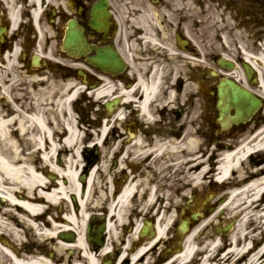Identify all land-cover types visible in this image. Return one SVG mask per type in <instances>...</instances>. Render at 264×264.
I'll return each instance as SVG.
<instances>
[{"label":"bare ground","instance_id":"6f19581e","mask_svg":"<svg viewBox=\"0 0 264 264\" xmlns=\"http://www.w3.org/2000/svg\"><path fill=\"white\" fill-rule=\"evenodd\" d=\"M5 1L10 3L15 2V0ZM37 2L38 0H32V3L34 4ZM232 28L233 25L226 22L221 29V32H224L225 35L224 39L228 44H230L229 37L233 36ZM234 41L236 42V45L239 46V50L246 55L244 63L251 64L255 70L260 73V77L263 76L264 49L259 48L257 57H254L248 54V52L253 51V49L251 50V48L248 47L243 36L234 39ZM8 61H11V59H8ZM157 66L158 65L153 68V70H155L151 82L139 83L140 89H142L144 94L141 107L145 113H148V108L153 98H156L157 96L161 97L157 105V107H159L163 100V96L165 95L164 92V95L161 96L162 91L159 94L160 88L165 91V84L163 82H160V84L157 82L160 74V70ZM224 75L240 84L245 83L243 79L244 76L240 73H225ZM218 79H221L220 75H218ZM260 87L264 90L263 81L261 82ZM111 91L112 89L106 86L99 92V96L105 94L109 95ZM188 92L191 94L193 93V95L196 94L192 85H189ZM76 93L70 96V93L68 92L64 97V100L61 98L57 101L56 114L53 113L52 109L45 106L48 104L46 102L50 101L49 99L38 97L27 100L25 104V106L29 108L26 112L31 113V115H28L29 113L23 114L14 106H11L10 103H7L8 105H1L0 199H3L4 202L10 206V210L4 213L8 222L0 220V233H7L9 238L15 244L21 242V231L18 230L21 228L36 232L41 231L40 237L42 238L54 236L53 232H49L43 227L40 228V226L36 224L38 220L45 216L44 208L40 206L39 203L47 200L55 202L57 197L61 199L60 197L65 194V190L62 185L53 183L47 184V181L38 175V172L43 170L41 166H36L34 171L32 166L37 164V161H35L37 154L36 151L33 152V155L29 154L28 156H25L27 154L25 151L21 152L19 147L22 146L24 149H28L30 146H33L36 149L37 147L43 149L44 146H46L50 151H54V146H57L56 143L58 142V140H55V136H58L59 130L65 127L68 131L65 132L67 138L63 146L76 148L75 146L79 145L81 136L78 134L75 122L72 120L73 114H69L64 119L63 124L61 123L62 118L60 117L63 107L68 106L69 102H71L76 96ZM122 93L125 95L124 92ZM126 95H131V93H126ZM175 97V87L170 84L167 90V99L174 100ZM5 101L7 102V100ZM40 102L45 104L40 105ZM30 104H34V106L30 108ZM6 106H10V109L7 108V112L1 111L5 110ZM11 108L15 112L14 115L11 114ZM202 108L203 106L197 101L193 107L194 115H197ZM211 118H213V115H210V119ZM52 122H54V128L57 130L55 133L54 131L52 132L49 126V123L51 124ZM228 124H231L230 120H228ZM197 125L188 129L186 135L180 141H171V143H180V146L156 144L153 147V150L156 154H160L166 159L171 160L164 163L165 167L161 168V174L166 173L169 170L168 166L172 162H180L177 169L179 171L178 178L181 183L180 189L188 190L187 195H182L181 198L189 196L192 192H195L198 195L200 191H204L209 177L213 176V174H215L216 181L223 184L224 188H227L228 192L226 194L228 201L225 204V210L229 211V218L234 221L240 220V226L237 228L239 232L232 235L228 240L229 244L236 247L232 248V250L230 248L231 252L219 261L225 260L229 263L233 260L236 264H239L251 255V252L248 250L246 252L241 251L246 249L250 237L243 233L246 224L259 225L261 223L258 228L264 227V137L260 138L254 146H249L252 145L251 141L249 144L233 150L227 145L220 146L219 148L222 151H217L215 147L207 148V145L211 143L205 144L201 137L197 138L195 136L197 133L199 136L205 134L202 128L198 130ZM105 134L106 130L102 133L101 137H104ZM260 135L264 136V125L260 131ZM182 155L185 156L184 159H181ZM250 160L256 161V163L259 164L261 162L263 163H261L262 165L260 164V167L257 168V170L251 171L252 168L249 169L247 165ZM70 165V169H72L74 164L72 163ZM75 165H78V162ZM181 168L183 169L181 170ZM161 174L160 176H162ZM70 176L74 177V173L71 170L68 171V177ZM245 182L248 183L243 185ZM140 186L141 182L132 181L118 200H115L116 204L110 206L111 223L109 226V232H112L115 229V224H124L127 214L131 211L132 213H135V210L145 212L147 209L153 208L157 209L158 225L160 226L159 234L161 236L166 234L173 219L169 214H171L173 208H175L177 204L172 203L170 206L164 205L160 207L158 204L159 199L155 194V190H153L148 199H146L145 197L147 194L145 195L144 193L146 190H143V193L136 192ZM40 187L48 193L33 195V193L37 192ZM143 189L147 188L143 187ZM22 192H24L26 196V201L24 202L18 201L15 198ZM160 198L164 199V202H166L165 197L160 196ZM196 199H198V197H193V200L196 201ZM169 201L170 200H168V202ZM85 204L86 202H82L83 206H85ZM17 212L24 214L25 217L19 216ZM67 217L69 218H67L69 221H72L70 216ZM186 225L189 227L191 222L188 221ZM0 242H2L3 245H8L10 248V250L0 248L1 264H60V261L55 259L50 260L45 257L39 258L37 256L29 257L21 255L15 245H11L3 237H0ZM218 245V238H214L210 242V247L212 249H216ZM65 246L66 245L57 246V253H63L66 249ZM73 248L79 250L82 249V251L84 250L82 256L86 259L88 264H97L86 248V240L84 237L79 238L77 245L67 246L68 250ZM208 249L209 248H207V251ZM195 251L196 249L188 243L185 252L181 256H178L176 263H187L191 256L195 254ZM257 256H259V254L253 255L250 258V264H260ZM135 260H137V257H135ZM261 264H264V262Z\"/></svg>","mask_w":264,"mask_h":264},{"label":"flooded vegetation","instance_id":"af4514ba","mask_svg":"<svg viewBox=\"0 0 264 264\" xmlns=\"http://www.w3.org/2000/svg\"><path fill=\"white\" fill-rule=\"evenodd\" d=\"M98 2L99 0H56V2L42 0L41 8L43 11V18L40 20L39 24L43 29L44 35L50 38L46 41V48H44V51H49V48L54 41L56 44V52L58 53L59 50L60 55L64 56L65 59L75 62L77 70L86 66L88 58L96 57L99 50H109L110 52L118 53L121 58H124L123 55L126 48L124 22L121 23L118 17L114 14L113 0L108 1L111 16L108 21V29L103 32L100 29L95 30L93 29L94 27H92V10ZM24 17L25 21L23 22V25L16 30L17 32H13V30L10 31L8 43L4 47L5 49L12 50L14 46L24 39V37L33 36V30L30 26L31 16L30 14H27L24 15ZM4 20L9 23L8 29H10V18H8L7 13H3L0 4V22H3ZM71 24H74L75 31L78 34L85 35L88 46L91 48V53L88 58L82 57L72 60L67 56L65 44L69 32L71 31ZM33 47H35V45L29 49H32ZM59 70L68 71L71 70V68H68V64L65 63L64 67L60 65ZM73 76H76V73H73ZM140 129L141 127L137 130L139 131ZM130 170H132V167L127 164L126 170L120 176V181L125 178L126 173H129ZM110 179H112L111 176ZM105 188L107 189L108 186ZM161 260L162 259H159V262H161Z\"/></svg>","mask_w":264,"mask_h":264},{"label":"rangeland","instance_id":"374dc122","mask_svg":"<svg viewBox=\"0 0 264 264\" xmlns=\"http://www.w3.org/2000/svg\"><path fill=\"white\" fill-rule=\"evenodd\" d=\"M209 5L210 6H205L203 4V1L202 2H200V0H197L196 1V4L194 5V14H195V17H196L195 18L196 19V23H195V26H194V23L193 22L190 24V28H189L190 31H194L195 32L197 39L205 41V44L208 47V50L210 51V53H211L212 56H216V52H217L219 54H222L223 58H227V60H229V59L230 60H234V61L239 60L240 59V53L238 52V45H235V46L229 45L223 39V37L225 36L224 35V32H221L220 31L222 29V22L219 20V18L217 17V15H214L213 14V17H211V18L208 17V16H210L209 15V13H210L209 12L210 11V8L209 7H211L212 4H209ZM215 8H218V7L215 6V5H212V9H214V13H217ZM208 19L209 20L211 19V20L210 21H207ZM212 20H214V21H212ZM228 23L235 24L236 26H238V28H236L234 30L233 34L237 38H239L240 35H243L244 39L246 40V43H249L250 47L252 45V42H251L252 39H258V38L259 39L260 38L262 39V37H259V35L263 34L262 33V30L261 29L254 28L252 24H248V23H245V22H235V23L228 22ZM182 29L183 30H186V24L184 25V27H182ZM205 31H207V33H205ZM201 33H204L205 36H202ZM209 39H210V43H207ZM253 55L256 56V52H254ZM237 63H239V62L237 61ZM238 70H239V73H243L240 68ZM3 78H4L5 81H8V79H9V73L4 72ZM254 91L257 94H259V96L264 97V91L263 90H261L259 88H255ZM260 117H262V120L264 121V111L260 114ZM255 125L256 124H252V125L248 126L244 130V132H242L241 134L237 135L236 137L231 138L230 141L236 142V143H238L240 141L242 142L243 140H242V137L241 136H244L246 134L247 130L249 128H254ZM248 138L249 137L247 136L244 139H248ZM247 165H248V168L250 169L251 168V164L247 163ZM256 169L257 168L252 169V171H254ZM225 192L226 191L220 192V194H223ZM221 197H222V195H221ZM216 203L218 204L217 201H216ZM4 207H8V206H4ZM228 218L229 217H227V215L224 216V218L222 217L221 222H224V224L222 226H227L229 222L238 223V222L234 221L233 219H228ZM235 232H236V230H235ZM262 232H263V235H264V229H263ZM260 233L261 232H257V235L256 236L259 237ZM214 235L216 237V234H214ZM229 236H227V238ZM261 239H263V237ZM225 242H228V239ZM223 245H224V243H223ZM64 255H65L64 257H65V259H66L67 262H65L63 264H87V262L83 261L84 259L80 258V256H76L75 255V256H73L71 258L68 255L67 252L66 253L64 252ZM97 258H98V260L97 259H95V260L99 262V257H97ZM100 262H99V264H100Z\"/></svg>","mask_w":264,"mask_h":264},{"label":"water","instance_id":"95a60500","mask_svg":"<svg viewBox=\"0 0 264 264\" xmlns=\"http://www.w3.org/2000/svg\"><path fill=\"white\" fill-rule=\"evenodd\" d=\"M233 102L239 106V113L240 116H242V114H244L242 111V106H241V101H247V102H251V96L245 92H240L238 90H234L233 92ZM246 103V102H245ZM247 104V103H246Z\"/></svg>","mask_w":264,"mask_h":264}]
</instances>
